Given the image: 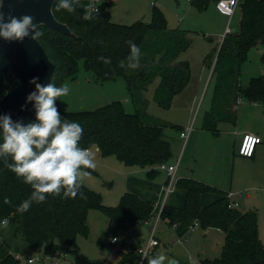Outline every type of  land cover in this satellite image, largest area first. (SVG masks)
<instances>
[{
  "label": "trees",
  "instance_id": "trees-1",
  "mask_svg": "<svg viewBox=\"0 0 264 264\" xmlns=\"http://www.w3.org/2000/svg\"><path fill=\"white\" fill-rule=\"evenodd\" d=\"M191 1L199 10L210 2ZM111 4L104 1L99 5V12L90 13L88 19H85L86 0H76V10L71 13L53 5L54 16L67 24L73 35L39 26L42 35L36 38L54 64L50 80L59 86L65 79H74L81 64L96 80L123 77L132 97L142 98L149 85L156 82L153 96L158 104L168 106L189 79L188 63L179 59L189 44L185 33L168 29L164 12L154 4L149 22H113L109 12ZM238 11V29L223 37L211 70L212 97L201 127L213 132H218L217 125L221 122L235 123L239 96L264 107V74L240 83L241 65L249 50L259 45L264 47V0H242ZM128 41L140 47V57H131ZM102 57L110 63H105ZM261 59L264 62V51ZM133 63H139L138 67L132 68ZM15 85L10 74L4 78L0 73V98ZM60 110L68 119L82 124L84 132L79 142L82 147L95 146L102 156L114 155L128 166L148 167V176L156 172L154 166L171 157L164 128L183 129L180 125L161 122L144 111L127 112L119 100L93 110ZM175 186L184 190L183 205L164 204L159 217L169 225L175 224L177 236L182 237L193 220L201 228H218L225 235L218 257L202 258L195 264H264V240L258 238L254 210L228 206L225 192L191 177L178 178ZM31 191L30 185L4 167L0 158V219L9 220L6 228H0V264H25L15 254L26 258L28 248L42 249L46 256L75 251L76 236L87 232L89 209H99L108 218L106 236L97 240L99 245L111 243L109 234L113 237L135 223L149 220L152 215V202L134 192H124L115 206H108L102 203L98 192L84 184L74 198L49 193L44 203H33L27 212L17 211L16 206ZM204 193L214 194V200L202 205L200 196ZM5 197L10 203H4ZM9 234L19 236L23 247L13 245ZM118 256L116 264H132L139 257L134 249H119Z\"/></svg>",
  "mask_w": 264,
  "mask_h": 264
},
{
  "label": "rangeland",
  "instance_id": "rangeland-1",
  "mask_svg": "<svg viewBox=\"0 0 264 264\" xmlns=\"http://www.w3.org/2000/svg\"><path fill=\"white\" fill-rule=\"evenodd\" d=\"M109 1L112 2L109 12L113 22H149L154 4L164 12L169 29L185 33L189 44L179 59L188 63V82L164 107L153 96L156 82L149 85L142 98L138 95L132 97L123 77L96 80L80 64L76 77L62 82L70 85V92L67 96L59 97L60 108L65 111L93 110L110 101L119 100L127 112L144 111L161 122L180 125L182 128L191 124L186 139L180 137V130L170 126L164 128V136L170 142L171 151V157L166 162L174 163L178 159L174 179L191 177L223 192L240 193V197L235 196L239 208L256 212L258 238L264 240V150L260 147L254 158L241 156L237 152L244 132H257L264 141V107L239 96L234 124L221 122L217 125L218 132L201 127L203 114L210 107L213 90L211 70L220 40L227 24L231 32L238 29V8L228 20L226 16L218 18L211 5L199 10L193 1L187 0ZM176 15H181V20ZM263 51L264 47L260 45L249 50L247 59L241 65V84H245L251 76L264 74V62L261 59ZM259 145L264 147L263 144ZM88 149L94 154L96 167L86 169L90 174L82 176V184L98 192L102 203L108 206H115L124 192H134L152 202V215L148 222H140L127 230L128 237L123 244L108 242L99 245L97 240L106 236L108 218L99 209H89L86 215V234L76 236V250L63 253L62 258L57 260L58 264H116L119 249L126 250L129 249L127 246H136L138 243L145 244L146 239H142L141 235H148L163 203L182 206L184 202V190L176 186L166 198L163 197L160 188L166 183L167 174L158 169L159 163L154 166L156 172L148 176V167L128 166L114 155L102 156L95 146ZM214 198V194L204 193L200 201L206 205ZM155 229V234L168 247L167 253L160 254L175 258L179 264L180 260L189 264V256L193 259L190 263H197L202 258L218 257L225 237L224 232L218 228H209L205 232L198 225L181 237L182 243H172L178 237L165 220L159 218ZM122 233L119 231L115 236L119 237ZM9 238L13 245L23 247L24 243L19 236L9 234ZM110 239L111 234L108 241ZM42 252V249L28 248L25 257L42 255ZM164 264H167V260Z\"/></svg>",
  "mask_w": 264,
  "mask_h": 264
},
{
  "label": "clouds",
  "instance_id": "clouds-1",
  "mask_svg": "<svg viewBox=\"0 0 264 264\" xmlns=\"http://www.w3.org/2000/svg\"><path fill=\"white\" fill-rule=\"evenodd\" d=\"M57 9L68 12L76 10V0H54ZM99 12V9H95ZM90 18L85 14V19ZM42 35L39 22L30 14L15 15L5 11V0H0V39L23 41L26 37L35 40ZM131 57L141 56L140 47L128 41ZM105 63H110L106 58ZM139 63H133L132 68ZM121 67L124 66L123 61ZM34 85L21 105L25 110L31 104L34 119L27 122L13 120L10 113L0 114V158L4 167L30 185L32 191L17 205V211L27 212L33 203H44L54 194L75 197L82 186V176L89 175L86 169L96 167L94 154L80 145L84 128L79 121L70 120L60 110L59 97L67 96L70 85L65 82L57 86L51 80L40 82L38 76L29 81ZM83 166V167H82ZM82 195V193H81ZM62 197V198H63ZM4 203H10L5 197ZM9 224L7 217L0 219V228ZM147 264H179L175 258L163 254L146 256Z\"/></svg>",
  "mask_w": 264,
  "mask_h": 264
},
{
  "label": "water",
  "instance_id": "water-1",
  "mask_svg": "<svg viewBox=\"0 0 264 264\" xmlns=\"http://www.w3.org/2000/svg\"><path fill=\"white\" fill-rule=\"evenodd\" d=\"M53 2L54 0H5V11L11 10L15 15L30 14L39 22V26L73 35L67 24L54 16ZM53 70L54 64L37 38L33 40L26 37L22 42L0 39V73L4 78L10 74L16 81V85L0 98V114L10 113L13 120L34 119L31 104L21 110L26 95L34 89L29 81L38 76L40 82L47 83Z\"/></svg>",
  "mask_w": 264,
  "mask_h": 264
},
{
  "label": "built area",
  "instance_id": "built-area-1",
  "mask_svg": "<svg viewBox=\"0 0 264 264\" xmlns=\"http://www.w3.org/2000/svg\"><path fill=\"white\" fill-rule=\"evenodd\" d=\"M104 1L109 0H86L87 3V14L97 12L95 9L99 8V5L103 3ZM213 3L216 11L228 18L233 16L236 9L238 8L239 3L242 0H209ZM231 30L229 28V25L227 24L224 30V34H222V39L225 36L226 33H229ZM220 40V42L222 41ZM192 126L191 124L187 127H184L180 132V137L186 139ZM262 142V139L260 135L252 132H244L241 136L240 143L238 146V154L244 157H252L255 151V148L258 144ZM178 165V159L174 163H167L162 162L158 164V169L165 172L167 174V181L164 183V185L161 186V192L164 194L163 197L166 198V196L173 191L174 186L176 185V179H174V172ZM236 195H239V193L227 191L225 192V196L228 200V206L239 208L238 202L234 199ZM164 203L162 204V206ZM162 206L160 207L157 217L155 219L154 225L152 226L151 230L149 231L148 235L145 236V244H142L141 246L135 248L134 250L139 255L138 260L132 264H147L146 256H153L156 254H160L161 252L157 250L159 241L156 238L155 235V225L157 220L160 218L159 214L162 209ZM149 220H144L141 222H148ZM140 223V222H139ZM173 228H175V224L171 225ZM196 226H198L197 220H193V222L188 226V231L194 229ZM127 230H123V233L117 237L113 236L111 237L110 241L111 243L116 244H123L127 239ZM178 242L180 239L177 240ZM63 254L56 252L54 256H46L44 254L42 255H35V256H28L26 258L20 257L18 254H15V257L19 258L23 263L25 264H58L57 260H60L62 258ZM191 261V258H189ZM189 264H195L190 263Z\"/></svg>",
  "mask_w": 264,
  "mask_h": 264
},
{
  "label": "crops",
  "instance_id": "crops-1",
  "mask_svg": "<svg viewBox=\"0 0 264 264\" xmlns=\"http://www.w3.org/2000/svg\"><path fill=\"white\" fill-rule=\"evenodd\" d=\"M187 1H191V0H187ZM208 5H211L212 7H213V10H214V12L216 13V15L218 16V18H222L224 15H222V14H220V13H218L217 11H216V9H215V7H214V5H213V3L212 2H208L207 3V5L206 6H208ZM157 6V5H156ZM205 6V7H206ZM176 16H178V15H176ZM181 15L180 16H178V20H181ZM168 28V27H167ZM169 29V28H168ZM171 30H173V29H171ZM225 30V29H224ZM237 102H238V100H237ZM254 103V102H253ZM257 104H259V103H257ZM260 105V104H259ZM235 109H236V111H237V105L235 104ZM252 133H256V134H258V135H260L259 133H257V132H252ZM262 138V137H261ZM260 144H263L264 145V141H263V139H262V142L260 143ZM260 147L261 148H263L262 149V151L264 150V147L263 146H260L259 144L256 146V148H255V151H254V154H253V156L252 157H247V158H254V156L256 155V153H257V151L258 150H260ZM262 153H264V151L262 152ZM262 155V154H261ZM264 161V160H263ZM164 185V184H163ZM162 186V185H161ZM161 189V188H160ZM237 197H240L241 196V194L239 193V195H236ZM234 199H236L235 197H234ZM240 209V208H239ZM242 210V209H241ZM166 221V220H165ZM136 224H138V223H135L134 225H132V226H130L129 228H128V230L131 228V227H133V226H135ZM172 227V226H171ZM173 228V227H172ZM174 229V231H175V228H173ZM195 229V228H194ZM194 229H192V230H189V231H193ZM209 231V228H207V229H205V232H208ZM155 233H156V229H155ZM156 235V238H157V240L159 241V245H158V248H157V250L158 251H160L161 253L162 252H166L167 253V251H168V247H167V245L166 244H164V243H162L161 242V240H160V238L157 236V234H155ZM145 236L146 235H141V238L142 239H145ZM128 237V236H127ZM178 238H176L175 240H173V242L172 243H182V239L183 238H181V237H179V236H177ZM178 239H180V241L178 242L177 240ZM142 245V243L141 244H137L136 246H127L129 249H135V248H137V247H139V246H141ZM171 245V244H170ZM189 258H191V260H193L192 259V257L191 256H189ZM196 263V262H195ZM180 264H186L185 262H183L182 260H180Z\"/></svg>",
  "mask_w": 264,
  "mask_h": 264
}]
</instances>
